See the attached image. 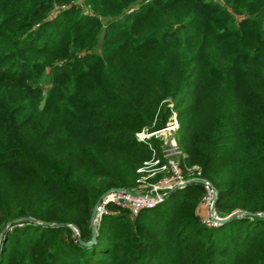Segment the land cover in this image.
I'll return each instance as SVG.
<instances>
[{
  "label": "trees",
  "instance_id": "obj_1",
  "mask_svg": "<svg viewBox=\"0 0 264 264\" xmlns=\"http://www.w3.org/2000/svg\"><path fill=\"white\" fill-rule=\"evenodd\" d=\"M171 110L215 215L264 214V0H0V264H264V218L209 228L196 181L92 242Z\"/></svg>",
  "mask_w": 264,
  "mask_h": 264
},
{
  "label": "built area",
  "instance_id": "obj_2",
  "mask_svg": "<svg viewBox=\"0 0 264 264\" xmlns=\"http://www.w3.org/2000/svg\"><path fill=\"white\" fill-rule=\"evenodd\" d=\"M148 1V0H145ZM135 6L128 10L133 11ZM179 130V122L175 112H172L165 128L159 131L148 133L142 131L136 134L140 141H148L151 136L159 135L163 132L175 133ZM146 133V134H145ZM161 158L155 156L149 162H145L143 167L137 170L140 174L137 185L132 191L108 192L100 201L96 208L95 224L98 225L102 218L110 213L109 206H115L119 209L127 210L131 218L136 217L140 211L156 206L161 203L165 196L174 190L184 188L189 182L202 181L205 189V196L202 204L208 209L209 215L212 206L216 200V194L212 185L201 178L200 168L193 166L187 169L190 171V178L187 179L186 173L181 167L180 161L173 160V156L177 154L183 155L174 139L169 144L168 149H162ZM184 156V155H183ZM214 216L217 218L214 212ZM217 224L209 216V222Z\"/></svg>",
  "mask_w": 264,
  "mask_h": 264
},
{
  "label": "water",
  "instance_id": "obj_3",
  "mask_svg": "<svg viewBox=\"0 0 264 264\" xmlns=\"http://www.w3.org/2000/svg\"><path fill=\"white\" fill-rule=\"evenodd\" d=\"M196 182H199V183H203L202 181H196ZM125 189L123 188H114V189H111L105 193H103L102 195H100V197L98 198V200L96 201V203L94 204L93 208H92V211H91V216H90V220H89V224H90V227H91V230L93 232V240L92 242L94 241V238H95V235H96V224H95V216H96V208L97 206L99 205L100 201L105 197V195L110 192V191H114V192H120V191H124ZM213 191L214 193L216 194V189L213 188ZM210 214H211V219L214 220L216 223L218 224H225L235 218H238V217H242V216H250V217H262L264 218V214H257V213H250V212H243V211H238V212H234L232 214H230L229 216L225 217V218H216L214 216V205L212 206L211 208V211H210ZM19 220H24V221H30V222H34V220L30 219V218H21V219H18ZM5 230H3L4 232ZM77 241L79 242V244L83 245L84 243L82 242V238H81V235L79 232H77Z\"/></svg>",
  "mask_w": 264,
  "mask_h": 264
},
{
  "label": "rangeland",
  "instance_id": "obj_4",
  "mask_svg": "<svg viewBox=\"0 0 264 264\" xmlns=\"http://www.w3.org/2000/svg\"><path fill=\"white\" fill-rule=\"evenodd\" d=\"M130 9V7L127 9V12L128 13H132V12H134L135 10H136V8H134V10L133 11H128ZM240 18V17H239ZM172 104L171 103H169V106H171ZM171 114H172V110H171ZM168 122V121H167ZM179 122V121H178ZM167 125V124H166ZM162 130V129H161ZM179 130H180V126H179ZM178 130V131H179ZM144 131H147V130H144ZM178 131H176L175 133H168V132H163V133H161V134H159V135H155V136H151L150 137V139H157V140H159L160 141V148L162 147V149H168V147H169V144H170V142L172 141V139H174L175 141H176V143H177V146H178V137H179V133H178ZM142 132V131H141ZM146 134V133H145ZM184 158V156L183 155H181V154H177V155H174L173 156V160H175V161H180L181 162V160ZM190 175H191V172L190 171H188L187 173H186V177H187V179H189L190 178ZM205 196V194L203 195V197ZM203 197H202V200H203ZM202 200H201V203H200V206H199V208H198V213H199V215H200V217H201V219L203 220V222L209 227V228H211V227H213V226H215V224H211V223H208L209 222V216L211 215H209V212H208V209L202 204ZM217 218H220V217H217ZM222 218V217H221Z\"/></svg>",
  "mask_w": 264,
  "mask_h": 264
}]
</instances>
